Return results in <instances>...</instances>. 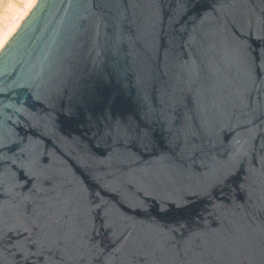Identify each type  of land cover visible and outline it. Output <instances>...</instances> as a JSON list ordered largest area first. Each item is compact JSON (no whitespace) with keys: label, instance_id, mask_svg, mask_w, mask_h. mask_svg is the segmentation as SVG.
Masks as SVG:
<instances>
[{"label":"water","instance_id":"95a60500","mask_svg":"<svg viewBox=\"0 0 264 264\" xmlns=\"http://www.w3.org/2000/svg\"><path fill=\"white\" fill-rule=\"evenodd\" d=\"M0 264H264V0H36L0 50Z\"/></svg>","mask_w":264,"mask_h":264},{"label":"rangeland","instance_id":"374dc122","mask_svg":"<svg viewBox=\"0 0 264 264\" xmlns=\"http://www.w3.org/2000/svg\"><path fill=\"white\" fill-rule=\"evenodd\" d=\"M25 6L26 0H0V34L8 30V26Z\"/></svg>","mask_w":264,"mask_h":264},{"label":"bare ground","instance_id":"6f19581e","mask_svg":"<svg viewBox=\"0 0 264 264\" xmlns=\"http://www.w3.org/2000/svg\"><path fill=\"white\" fill-rule=\"evenodd\" d=\"M35 4L36 0H26L25 9L23 8L21 11L19 10L20 12L18 13L17 18L8 26V30L6 29L7 31L0 34V50L11 38V36L17 31V29L26 18V16L30 13Z\"/></svg>","mask_w":264,"mask_h":264}]
</instances>
